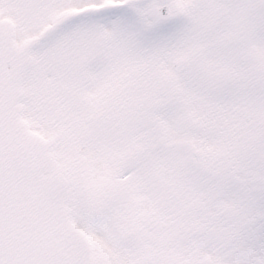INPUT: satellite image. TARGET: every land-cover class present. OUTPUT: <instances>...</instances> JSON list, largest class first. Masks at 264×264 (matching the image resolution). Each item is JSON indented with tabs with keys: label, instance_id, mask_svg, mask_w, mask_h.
I'll return each mask as SVG.
<instances>
[{
	"label": "snow or ice",
	"instance_id": "obj_1",
	"mask_svg": "<svg viewBox=\"0 0 264 264\" xmlns=\"http://www.w3.org/2000/svg\"><path fill=\"white\" fill-rule=\"evenodd\" d=\"M0 264H264V0H0Z\"/></svg>",
	"mask_w": 264,
	"mask_h": 264
}]
</instances>
